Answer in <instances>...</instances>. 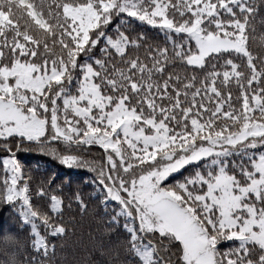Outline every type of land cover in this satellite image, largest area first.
<instances>
[{"label":"snow or ice","instance_id":"snow-or-ice-1","mask_svg":"<svg viewBox=\"0 0 264 264\" xmlns=\"http://www.w3.org/2000/svg\"><path fill=\"white\" fill-rule=\"evenodd\" d=\"M262 9L0 0V205L15 225L0 264H53L66 212L87 209L79 188L26 172L34 149L91 174L107 264H264Z\"/></svg>","mask_w":264,"mask_h":264},{"label":"trees","instance_id":"trees-1","mask_svg":"<svg viewBox=\"0 0 264 264\" xmlns=\"http://www.w3.org/2000/svg\"><path fill=\"white\" fill-rule=\"evenodd\" d=\"M264 9L256 17V41H249L251 50L254 53L264 51V44L260 42V36L264 35ZM139 30V29H138ZM148 42H162L163 36L158 32L145 28ZM98 155V153H93ZM19 159L25 165L26 172L41 176L47 173L55 175L56 183L64 185L65 191L79 188L87 203L86 211L81 212L75 208L66 212L64 224L67 227V234L55 240V254L53 264H107L109 242L114 239L111 230L107 227V218L103 215V208L91 199L92 189L85 183L90 179L91 174L86 170L67 169L49 156L40 154L35 149L31 152L22 151ZM38 169V171H37ZM14 227L11 209L0 205V227L4 223ZM4 257L0 255V259Z\"/></svg>","mask_w":264,"mask_h":264}]
</instances>
